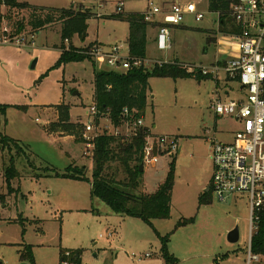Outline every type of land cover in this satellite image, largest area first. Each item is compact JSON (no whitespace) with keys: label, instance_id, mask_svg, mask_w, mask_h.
Here are the masks:
<instances>
[{"label":"rangeland","instance_id":"374dc122","mask_svg":"<svg viewBox=\"0 0 264 264\" xmlns=\"http://www.w3.org/2000/svg\"><path fill=\"white\" fill-rule=\"evenodd\" d=\"M18 1L83 14L87 27L85 35L75 31L65 42L60 36L61 24L33 35L24 32L9 41V56L0 60V104L6 106L5 114H0V133L17 142L0 139V264H59L61 250L75 249L82 251L80 264H163L155 230L160 235L169 234L168 250L178 264H213L216 256L220 264H243L249 229L246 197L236 195L220 202L210 195L207 204L198 200L211 181L210 140L231 142L239 127L232 118L214 115L210 108L212 92L223 89L222 83H226L228 94L222 97L238 99L242 91L237 82L221 80L216 84L195 77L148 79L144 126L154 136L174 138L176 145L174 153L161 152L157 162L144 165L139 190L150 193L164 179L174 159L170 216L153 219V227L140 218L114 213L91 195L86 180L64 176L70 167L90 177L91 156L82 155L83 146L74 139L54 136L52 132L59 129L51 125L58 117L47 125L52 116L50 106L61 104L71 108L69 122L87 121L86 111L94 103L95 73L100 66L109 69L102 58L96 63L93 59L59 62L61 44L69 50L87 49L97 43L105 49L122 44L121 54L127 57L128 23L124 17L145 11L150 1L160 6L176 0ZM178 1L194 2L204 17L196 19L188 14L180 26H170V48L163 51L156 48L151 39L153 31L149 30L147 60L142 61L148 67L158 61L177 60L190 70L222 57L216 44L217 37L222 36L217 33V16L209 11L208 0ZM120 2L121 14L113 15L118 13ZM7 12V6L0 5V16ZM15 16L26 17L27 12L21 10ZM9 30L6 20L0 19V37ZM207 36L215 40L207 43ZM98 125L108 126L106 133L113 132L103 117ZM114 128H118L115 134L119 136L133 133L124 123ZM11 158L17 176L7 183L5 173ZM119 175L121 179L122 173ZM190 218L192 222L175 227L179 220ZM234 227L238 228L239 240L230 243L227 234ZM108 231L113 232L109 237ZM26 246H30L31 262L20 260Z\"/></svg>","mask_w":264,"mask_h":264},{"label":"trees","instance_id":"16d2710c","mask_svg":"<svg viewBox=\"0 0 264 264\" xmlns=\"http://www.w3.org/2000/svg\"><path fill=\"white\" fill-rule=\"evenodd\" d=\"M236 0H208V9L217 15V33H228L239 31V25L235 23L230 14L231 6ZM0 5L7 6L8 12L0 16L6 20L9 33H3L0 39L12 40L20 37L24 32L35 34L42 29H46L55 24H61L60 36L62 42L68 39L75 31L85 35L87 16L75 14L65 8H50L30 5L18 0H0ZM26 11L27 16L18 18L15 15L19 11ZM14 12L11 15V12ZM116 13L113 15H119ZM124 19L128 23L127 48L130 58L143 60L146 57L147 29L152 26L165 25L162 22H147L143 18L142 12H135L126 15ZM28 29V30H27ZM84 37V36H83ZM213 36H207L206 42L214 41ZM61 56L59 62L81 61L90 59L82 53L83 49L73 47L66 49L61 44ZM150 77H170L197 79L207 78L195 71L188 70L179 61L171 63L154 62L150 67L144 65H131L125 71L99 70L94 76V102L100 110L108 111L109 117L114 125L122 123L121 113L123 108L130 111L135 110L134 116L143 115ZM208 79V78H207ZM24 108L23 106H20ZM58 114L57 125L59 134L71 135L75 142H81V124L69 122V107L61 104L55 106ZM5 105L0 104V114L4 115ZM135 117H130L133 121ZM68 129V132H64ZM149 129L145 126L138 127L136 133L130 136H119L112 134H99L94 140V149L91 155L92 171L90 178L81 173L74 172L70 167L63 174L66 177L83 179L90 182L91 195L102 200L114 213L140 218L142 221L153 227V219H167L170 216V201L172 197V187L174 180V159L170 162V167L164 179L157 185L153 192L146 193L139 188L143 186V171H139L142 163V147L145 142V134ZM1 140H9L17 143L12 138L0 133ZM5 179L9 183L11 177L17 176V170L10 159ZM114 165V166H113ZM123 177L120 179V175ZM211 190L204 192L199 197V204H207L210 201ZM212 196V195H211ZM192 222L190 219L179 220L175 227ZM160 241V254L163 264H178V259L169 252V234L160 235L155 230ZM251 249L264 258V204L257 212L256 230L252 235ZM63 250L60 251V259ZM70 259L76 264H80L81 249L70 250ZM30 246L20 253V260L32 261ZM214 264H220L217 257ZM264 264V260L263 263Z\"/></svg>","mask_w":264,"mask_h":264},{"label":"built area","instance_id":"2783aa9c","mask_svg":"<svg viewBox=\"0 0 264 264\" xmlns=\"http://www.w3.org/2000/svg\"><path fill=\"white\" fill-rule=\"evenodd\" d=\"M122 8L120 2L116 7L117 12L121 13ZM188 14L196 19L204 17L192 1H174L160 6L152 1L148 3L143 12L144 20L165 24L158 26L155 40L158 50L163 51L170 47L168 25H181L184 16ZM230 14L239 25V31L218 33L222 38L218 40L217 37L216 44L218 54L222 57H217L209 65L192 66L190 71H195L216 84L223 80L228 84L233 81L240 85L242 96L238 99L225 100L222 97L223 94H228L226 83H222L223 89L212 92L210 108L214 115L232 118L239 127L231 142H221L215 138L210 140L213 169L208 188L211 195L220 202L236 195L246 197L249 229L243 264H262L264 258L252 251L251 239L256 230L257 212L264 204V0H236L231 6ZM122 50V44L112 45L108 49L92 44L82 53L95 62L102 58L109 69L117 71H125L131 65L138 66L143 63L141 59L123 56ZM134 112L135 110L129 112L127 108H123L121 117L122 123L136 133L138 127L144 126V123L142 115L134 116ZM86 115L87 121L81 123L80 143L83 146V155L91 156L95 138L106 133L104 131L108 129V126L101 128L98 120L103 117V120L113 126V132L106 134L116 135L118 128L114 127L120 125H114L108 111L100 110L95 102L87 109ZM132 116L135 119L130 121ZM175 151L174 138L154 136L149 129L142 147V163H155L161 152L170 155ZM112 234V231H108L107 236ZM70 255V251H63L59 264H76L70 259ZM149 256L150 254H145V257ZM217 260H221L220 257Z\"/></svg>","mask_w":264,"mask_h":264},{"label":"crops","instance_id":"0c3cea01","mask_svg":"<svg viewBox=\"0 0 264 264\" xmlns=\"http://www.w3.org/2000/svg\"><path fill=\"white\" fill-rule=\"evenodd\" d=\"M176 1H178V0H176ZM166 2H170V1H164V3H166ZM146 10V9H145ZM144 12V11H143ZM142 12V13H143ZM170 26H172V25H168V30H169V28H170ZM180 26V25H179ZM158 27V26H157ZM49 28V27H48ZM149 30H152L153 32H152V37H151V39H152V41L155 43V40H156V35H157V32H158V28L157 29H154V28H150V27H148V29H147V38H149L148 37V31ZM170 39V38H169ZM14 39H12V40H8L7 39V41H5V39H0V60H1V58H7V56H9V52H10V50H11V48L9 47V44H10V42L9 41H13ZM16 40V39H15ZM65 42V41H64ZM97 44H99V43H97ZM146 44H147V41H146ZM100 46H101V44H99ZM155 45H156V43H155ZM103 47V46H102ZM170 48V47H169ZM168 48V49H169ZM167 50V49H166ZM146 60H147V55H146V57L143 59V62H146ZM173 61H176V60H172V61H168V60H165V61H158V62H164V63H171V62H173ZM98 62H99V60H98ZM96 63V62H95ZM145 65V64H144ZM99 70H109V69H105V68H103V67H99ZM76 94H78V93H76ZM56 104V103H55ZM40 106H45V104L44 103H41V104H39ZM54 106H56V105H54ZM50 112L52 113V116H51V119H49L48 120V122H47V125H49L50 124V122H52V121H54V119L56 118V117H58V114H57V110H56V108L55 107H53V106H50ZM69 116H70V121H71V119H72V117H71V108L69 109ZM85 116H86V114H85ZM87 117V116H86ZM81 123H82V121H80ZM80 123V124H81ZM53 134H54V136L55 135H58V136H62V137H70V138H72L73 139V137L71 136V135H67V134H65V136L64 135H61V134H59L58 132H52ZM82 155H83V150H82ZM144 169H145V166L143 167V171H144ZM88 178H90V177H88ZM161 182V181H160ZM159 182V183H160ZM158 183V184H159ZM89 184H90V182H89ZM157 184V185H158ZM143 187V186H142ZM143 192H146V191H143ZM146 193H149V192H146ZM217 257V259H218V256H216ZM60 260V259H59ZM219 261H221V260H219ZM214 264V263H213Z\"/></svg>","mask_w":264,"mask_h":264},{"label":"water","instance_id":"95a60500","mask_svg":"<svg viewBox=\"0 0 264 264\" xmlns=\"http://www.w3.org/2000/svg\"><path fill=\"white\" fill-rule=\"evenodd\" d=\"M77 92H74V94H76ZM143 163H141L139 165V171H143ZM206 192L208 191V188H206L205 190ZM227 240L230 243H236L239 240V233H238V228L234 227L232 230H230L227 234ZM25 264V263H22Z\"/></svg>","mask_w":264,"mask_h":264}]
</instances>
